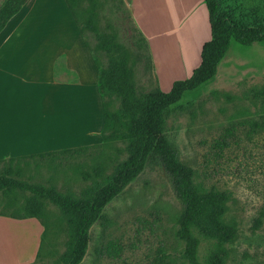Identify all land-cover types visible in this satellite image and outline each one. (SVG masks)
Listing matches in <instances>:
<instances>
[{
  "label": "rangeland",
  "instance_id": "rangeland-1",
  "mask_svg": "<svg viewBox=\"0 0 264 264\" xmlns=\"http://www.w3.org/2000/svg\"><path fill=\"white\" fill-rule=\"evenodd\" d=\"M227 6L264 22V0H228ZM75 10L94 49L98 34H111L126 47L139 96L157 88L167 91L174 82L188 79L211 37L205 0H77ZM137 18L146 30L153 21L147 30L154 32L152 41ZM98 54L106 66L105 53ZM263 88L264 47L234 43L214 80L186 94L164 116L165 134L179 159L194 169L195 184L215 187L229 197L224 221L236 227L237 237L227 245L225 264H264V222L258 221L264 205V128L253 125L264 116V98L254 94ZM119 108L120 100L112 99L111 112ZM128 156L129 141L117 137L100 148L55 158L1 161L0 174L13 170L14 178L80 198L87 189L103 185ZM145 168L92 226L81 264H189L183 257L186 244L177 235L184 206L157 157ZM30 198L27 192H0V216L24 215ZM42 202L44 224L37 220L45 233L36 264H69L68 218L51 201ZM213 247L201 238L203 264Z\"/></svg>",
  "mask_w": 264,
  "mask_h": 264
},
{
  "label": "trees",
  "instance_id": "trees-1",
  "mask_svg": "<svg viewBox=\"0 0 264 264\" xmlns=\"http://www.w3.org/2000/svg\"><path fill=\"white\" fill-rule=\"evenodd\" d=\"M66 1L80 26L75 10L77 0ZM26 2L27 0H0V33ZM227 2L228 0H205L211 37L202 47L199 66L188 79L174 82L168 92L157 88L147 95L139 96L135 89L130 55L126 47L111 34H98L99 43L96 49L90 45L88 39L100 69L99 89L105 99L103 143L95 148L102 147L112 138L120 137L129 141V156L115 168L112 176L105 179L103 185L87 189L80 198L63 194L53 186L14 178L13 170H8L6 174H0V192H27L31 194V198L27 200L24 215H2L15 219L36 218L42 221V201H51L64 212L71 226L69 264H81L91 242L92 226L103 216L108 204L138 178L153 157H157L171 179L177 198L184 206L177 233L186 244L184 259L189 264H203L198 255L203 238L214 243L207 264H225L228 257L227 245L237 237L236 227L224 221L229 197L226 192L215 187L206 189L195 184L194 169L179 159L177 149L165 134L164 116L186 94L198 91L214 80L220 63L234 43L244 47L257 43L264 47V22L258 23L249 15H237L235 10L227 6ZM88 25L97 32L93 20H89ZM80 28L84 33V29L81 26ZM98 51L105 53L106 66L101 64ZM254 94L264 98V88ZM114 98L120 100V108L112 113L110 108ZM253 125L264 128V116ZM223 145H227L225 140ZM87 150L90 149L64 150L7 161L17 162L48 156L52 158L55 155ZM258 221L264 222V205ZM42 223L44 224V221Z\"/></svg>",
  "mask_w": 264,
  "mask_h": 264
},
{
  "label": "crops",
  "instance_id": "crops-1",
  "mask_svg": "<svg viewBox=\"0 0 264 264\" xmlns=\"http://www.w3.org/2000/svg\"><path fill=\"white\" fill-rule=\"evenodd\" d=\"M137 23L152 41L153 21L147 30ZM88 43L66 0H27L8 22L0 33V161L103 143L105 99ZM43 235L36 218L0 216V264H36Z\"/></svg>",
  "mask_w": 264,
  "mask_h": 264
}]
</instances>
